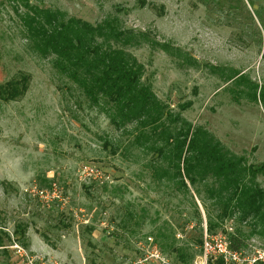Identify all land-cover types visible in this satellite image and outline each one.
Wrapping results in <instances>:
<instances>
[{"label":"rangeland","instance_id":"374dc122","mask_svg":"<svg viewBox=\"0 0 264 264\" xmlns=\"http://www.w3.org/2000/svg\"><path fill=\"white\" fill-rule=\"evenodd\" d=\"M28 1L92 25L116 18L139 35L126 50L168 114L164 130L182 120L205 129L264 190V0ZM24 10L0 0V84L30 76L23 97L0 102V264H193L204 224L230 225L248 254L264 250V219L223 215L215 178L191 183L171 145L160 155L133 144L134 123L116 129L101 98L93 105L32 52Z\"/></svg>","mask_w":264,"mask_h":264},{"label":"trees","instance_id":"16d2710c","mask_svg":"<svg viewBox=\"0 0 264 264\" xmlns=\"http://www.w3.org/2000/svg\"><path fill=\"white\" fill-rule=\"evenodd\" d=\"M22 5L25 10L18 15L31 51L50 59L53 67L76 84L93 105L99 106L101 98L103 111L116 129L134 123L131 142L146 145L160 155L171 145V159L182 161L185 176L191 183L198 174L215 178L219 183L216 191L221 197L219 201H224L223 215L237 213L241 221L264 219V190L250 183L256 170L227 152L208 131L185 120L173 132L164 130L168 114L150 86L141 81L143 65L126 50L139 35L122 29L116 18H105L92 25L28 0H22ZM158 45L164 50L168 48L165 44ZM29 82L30 76L24 73L2 82L0 102L23 97ZM157 140H164L165 146H157ZM207 230L212 232L214 225L209 224ZM20 233L24 234V230ZM230 238L231 246L240 249L242 240L238 236ZM179 257L183 260L182 254Z\"/></svg>","mask_w":264,"mask_h":264},{"label":"built area","instance_id":"2783aa9c","mask_svg":"<svg viewBox=\"0 0 264 264\" xmlns=\"http://www.w3.org/2000/svg\"><path fill=\"white\" fill-rule=\"evenodd\" d=\"M81 172L85 176L103 182L108 179L107 175L96 169L94 170L89 166H84L81 169ZM36 193L40 197H46L48 195L42 189H37ZM231 231V226L226 225L221 230L208 232L207 226L204 224L199 247L201 255L194 260L193 264H264V250H256L254 253L248 254L241 249H234L231 246V238L229 234ZM161 264L172 263L161 260Z\"/></svg>","mask_w":264,"mask_h":264},{"label":"clouds","instance_id":"9594fccd","mask_svg":"<svg viewBox=\"0 0 264 264\" xmlns=\"http://www.w3.org/2000/svg\"><path fill=\"white\" fill-rule=\"evenodd\" d=\"M3 149H4V146L0 145V152H2Z\"/></svg>","mask_w":264,"mask_h":264}]
</instances>
